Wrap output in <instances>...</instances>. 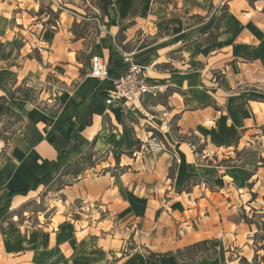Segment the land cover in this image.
I'll list each match as a JSON object with an SVG mask.
<instances>
[{"label":"crops","instance_id":"1","mask_svg":"<svg viewBox=\"0 0 264 264\" xmlns=\"http://www.w3.org/2000/svg\"><path fill=\"white\" fill-rule=\"evenodd\" d=\"M116 46L167 86L144 98L137 118L105 105L125 73ZM0 48V126L8 104L20 119L0 141V210L49 172L73 127L90 122L59 166L111 150L104 175L59 190L64 203L83 204L84 219L66 210L52 228L6 218L0 264H236L257 254L259 225L246 220L264 215V0H0ZM82 54L88 68L92 55L105 59L108 78L83 75ZM45 80L67 88L57 107L26 92L8 100L10 89ZM150 135L165 152L143 149ZM234 152H243L237 164L219 163ZM40 187L13 196L10 209ZM127 241L133 249L121 256ZM200 243L205 253L176 255Z\"/></svg>","mask_w":264,"mask_h":264},{"label":"rangeland","instance_id":"2","mask_svg":"<svg viewBox=\"0 0 264 264\" xmlns=\"http://www.w3.org/2000/svg\"><path fill=\"white\" fill-rule=\"evenodd\" d=\"M88 25H80V28L86 29ZM11 52V50H10ZM0 55L7 58L8 53L5 52V49L0 48ZM79 61L82 63V73L87 77L88 73V59L87 56L79 55ZM67 88L63 86V84H58L55 80L48 81L45 80L43 83L33 84V85H18L13 89L9 90L8 100L10 103L12 99L20 98L25 92L29 94L31 101L37 102L40 96H42V100L45 102L51 103L52 106L57 107L58 98L60 93H66ZM6 101V100H5ZM9 104L5 106V118L2 126H0V141L9 140L11 134L15 131L17 127H19V121L17 116L14 115V111L9 109ZM92 148L86 150L82 156L71 163H64L59 166L55 171L54 179L46 186L40 187L39 190L33 194L29 199H27L23 204L18 206L17 208L10 209L9 214L7 215L8 219L16 220L20 225L25 226H35L40 224L41 226L51 225L52 228L56 227L59 222H64L66 217L67 210V218L74 221H79L81 217V213H86L87 211H82L83 204H79L78 202H74L73 204H67L63 201V196L59 193L60 189H63L64 186H69L75 182V180L79 178H84L85 175H89L91 178L98 177L100 175H104L106 166V161L108 158H111L109 148L104 152L92 151ZM4 154V150L1 151ZM0 153V155H1ZM243 152H234L231 158H222L219 162L223 165L237 164L238 161L241 160ZM113 158H115L113 156ZM111 160V159H110ZM212 163V161H209ZM90 168H93V171L90 172ZM78 171L79 175L74 177V172ZM74 177V178H73ZM250 199H253V194L249 193L248 196ZM262 201L260 202V204ZM262 205V204H261ZM11 206V205H10ZM93 208V206H90ZM88 213V212H87ZM13 216V217H12ZM260 218H264V215H251V217L247 218V222H253L257 226L255 233L250 238L252 241L250 243V247L257 254L254 255L250 259V261H246V259L241 258L237 259L236 264H264V221L259 222ZM84 219V218H82ZM85 223H83L84 225ZM79 227V226H78ZM133 247L128 244V241L125 244V249L122 250L121 256L128 254ZM228 250L231 251L233 255H236L238 248H233ZM207 251L206 244H198L197 246H193L189 250H184L181 252L179 257L193 259L194 255L198 252L205 253ZM214 251H212V254ZM216 253V252H215ZM214 253V254H215ZM232 254H230L229 258L231 261L235 258ZM209 256V253H207ZM223 263V262H222Z\"/></svg>","mask_w":264,"mask_h":264},{"label":"built area","instance_id":"3","mask_svg":"<svg viewBox=\"0 0 264 264\" xmlns=\"http://www.w3.org/2000/svg\"><path fill=\"white\" fill-rule=\"evenodd\" d=\"M98 28L102 30L101 26ZM117 49L122 54V62L125 65V73L112 81V90L105 99V105L120 109L126 118L139 116V105L147 96L157 97L167 92V86L151 82L147 78V68L134 63L130 54ZM109 76L108 63L98 55H92L89 60L87 77L95 80H105ZM111 134H117V130L111 129ZM189 147H192L189 145ZM149 154L156 156L165 152L162 143L154 135H150L144 141V148ZM170 157L178 164L179 160L174 150H170Z\"/></svg>","mask_w":264,"mask_h":264},{"label":"trees","instance_id":"4","mask_svg":"<svg viewBox=\"0 0 264 264\" xmlns=\"http://www.w3.org/2000/svg\"><path fill=\"white\" fill-rule=\"evenodd\" d=\"M108 71H109V69H108ZM89 123L90 122L88 121V122H85V123L79 125L78 127H73L71 129V131H70V138H71V145H70V147L67 150L62 151L61 153H59L57 155L56 161L50 163L49 172L43 178H41L40 180H38L34 184V186L29 187V188H26L24 190H21L19 192H12V193L9 194L5 206L0 210V223L3 222L7 218V215L9 214V211H10L9 208H10L11 198L13 196H15V195H23V196H25L29 191L35 190L39 185L46 186L49 183H51V181L54 179V171H55V169L59 166L60 163L63 162L65 156L72 154L76 150V139H75V136H74V132L80 131L85 126L89 125ZM78 175H79V172L78 171H75L74 172V177H77ZM197 245L198 244H196L195 246H197Z\"/></svg>","mask_w":264,"mask_h":264}]
</instances>
